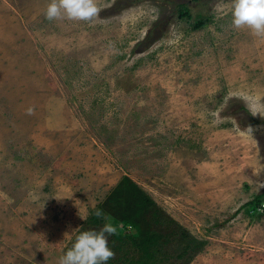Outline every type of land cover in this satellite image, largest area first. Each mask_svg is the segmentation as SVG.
Masks as SVG:
<instances>
[{"label":"rangeland","instance_id":"1","mask_svg":"<svg viewBox=\"0 0 264 264\" xmlns=\"http://www.w3.org/2000/svg\"><path fill=\"white\" fill-rule=\"evenodd\" d=\"M187 1L190 18L96 0L89 23L0 0V264H57L105 224L133 235L144 202L166 255L200 247L183 264H264V37L232 26L231 0Z\"/></svg>","mask_w":264,"mask_h":264},{"label":"clouds","instance_id":"2","mask_svg":"<svg viewBox=\"0 0 264 264\" xmlns=\"http://www.w3.org/2000/svg\"><path fill=\"white\" fill-rule=\"evenodd\" d=\"M100 10L96 0H51L44 15L49 21L67 19L90 23L98 17ZM215 10L222 12V5L217 4ZM229 11L235 29L247 28L253 35L264 37V0H231ZM27 114H33V109L29 108ZM95 215L100 217L102 213L97 211ZM115 232L113 226L105 224L99 232L80 233L57 264H107L114 252L108 247L105 233L113 235Z\"/></svg>","mask_w":264,"mask_h":264},{"label":"trees","instance_id":"3","mask_svg":"<svg viewBox=\"0 0 264 264\" xmlns=\"http://www.w3.org/2000/svg\"><path fill=\"white\" fill-rule=\"evenodd\" d=\"M134 1L136 2L138 0ZM151 1L156 2V4H159L160 6L162 3H167V0ZM193 1L196 2L197 0ZM188 3L189 1L187 0H174V10H176V12L178 13V17H191L189 12L190 9L187 6ZM207 20H209L208 16L206 17L199 14L195 20V25H193V28L198 29L204 27L207 23ZM161 21H163V17L154 22V24L150 27L146 38H144L143 41L137 43V45L141 44L143 48H145L146 46H149L157 37L159 38L160 33H158L157 30L158 25H160ZM263 196L264 191L257 194L253 198V200L249 202V205L252 206V204H260ZM142 206L143 209H139V213L134 214L133 219L130 220V224L134 227L135 231L133 235L123 236L113 234V236L109 238L110 243L108 241V244H111L112 241L110 249L112 250L113 248H115L121 254L120 256L115 257V263H112L110 259L109 261H107V264H183L181 261H184L185 263L192 259L196 253L195 248L200 247L195 246V240L190 238L189 235L186 236V234L184 235V237L182 235L181 236L183 238H189L192 243H190L189 241L183 243L180 239H178L177 253H175L173 257L166 255L170 253L164 251L165 244L172 242L174 238L172 237L173 234L172 232H168V230H165L164 223H162V219L159 217L156 209L150 211V214L148 215L147 210H149L150 207L147 205V202H144ZM126 222L127 221H125V223ZM142 224H145L146 226H148L149 224L152 226L154 224L156 228H142ZM166 227L168 228L167 222ZM182 234H184V232H182ZM127 241H129L128 245H126ZM169 246L170 245L166 246V249L169 248Z\"/></svg>","mask_w":264,"mask_h":264}]
</instances>
